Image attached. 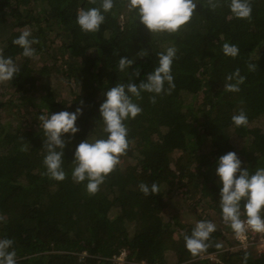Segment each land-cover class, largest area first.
<instances>
[{
    "label": "trees",
    "instance_id": "1",
    "mask_svg": "<svg viewBox=\"0 0 264 264\" xmlns=\"http://www.w3.org/2000/svg\"><path fill=\"white\" fill-rule=\"evenodd\" d=\"M195 2L191 20L178 32L150 34L127 0H114L96 33L82 32L76 15L99 7L100 0H2L0 54L19 71L3 83L10 93L8 101L0 99V116L15 109L20 117L0 121V239L13 240L16 264H116L112 256L122 248L126 264H264V253L230 249L236 241L222 220L213 173L216 158L230 150L250 171L264 167V0H249L248 19L231 15L229 0ZM24 30L39 41L32 57L12 42ZM224 43L236 45L239 54L224 55ZM170 46L177 50L174 87L155 102L152 93H142L136 101L141 113L125 122L127 154L95 194L87 193L84 182L71 178L72 153L80 140L106 135L98 116L104 91L143 79L157 66V53ZM141 49L147 51L143 57L137 55ZM50 53H59L58 63L49 61ZM42 54L46 59L36 64ZM120 57L132 59V66L120 71ZM237 68L245 77L240 91H226L225 76ZM54 73L64 85L46 81ZM81 101L80 131L64 150L65 179L56 181L44 174L46 138L38 115L74 111ZM26 105L31 109L25 113ZM241 110L248 123L236 127L231 117ZM140 183H155L159 191L145 196ZM174 190L180 198L189 195L197 220L210 221L196 208L206 204L224 223L200 253L210 258L186 250L184 236L194 225L180 219L176 202L170 219L162 218L166 193Z\"/></svg>",
    "mask_w": 264,
    "mask_h": 264
},
{
    "label": "clouds",
    "instance_id": "2",
    "mask_svg": "<svg viewBox=\"0 0 264 264\" xmlns=\"http://www.w3.org/2000/svg\"><path fill=\"white\" fill-rule=\"evenodd\" d=\"M95 3V0H93ZM114 0H100L99 7L81 8L76 15V24L82 32L96 33L105 21V13L111 11ZM197 4L195 0H127L128 10L134 12L136 22L151 33L178 32L192 18ZM228 8L231 15L237 19H248L252 8L249 0H229ZM22 49V55L32 57L36 49L33 47L39 41L32 36L31 31L24 30L12 41ZM224 55L235 58L239 48L234 44L224 43ZM175 46L167 47L157 53V66L138 82L116 83L108 87L98 106V116L103 124L101 138L89 141L87 137L80 140L72 153L73 168L71 178L76 183L84 182L89 194H95L105 177L111 173L120 162V157L126 155L129 149L128 128L125 122L137 117L142 108L136 102L142 93H152V102L162 92H168L174 87L172 64L176 58ZM147 51L141 49L137 55L143 57ZM133 64V60L120 57L119 69L125 71ZM255 65H249L254 70ZM19 71L11 57L0 54V82L11 81ZM245 77L240 69H235L225 76L226 91L239 92ZM167 84V88H165ZM74 111L61 110L39 114V126L46 138L44 147L46 154L43 159L45 175L56 180L65 179L63 167L64 150L68 141L79 131L78 118L83 114V101ZM236 127L248 123L243 110L231 117ZM213 173L218 187L219 207L222 220L230 227L236 237L244 238L249 230L264 232V167L249 170L247 164L240 159L235 151H227L219 155L215 162ZM140 191L145 195L159 191L155 183L139 184ZM244 217L242 219L241 217ZM216 230V224L209 220L196 221L190 235L184 236L186 250L196 256L205 252L210 246V235ZM220 248V245H216ZM127 249L122 248L112 261L118 264L116 256L124 252V262L127 260ZM211 254H200L198 257H209ZM0 264H16V250L13 240L0 239ZM135 264H149L141 261ZM157 264V263H155Z\"/></svg>",
    "mask_w": 264,
    "mask_h": 264
},
{
    "label": "rangeland",
    "instance_id": "3",
    "mask_svg": "<svg viewBox=\"0 0 264 264\" xmlns=\"http://www.w3.org/2000/svg\"><path fill=\"white\" fill-rule=\"evenodd\" d=\"M2 2V0H0V3ZM51 54V53H50ZM51 55H53V54H51ZM57 56H59V53L58 54H55V55H53V56H51L50 58H51V60H49L51 63L52 62H54L55 60H56V58L55 57H57ZM46 57L47 56H45V55H41V56H36V64L37 63H40L42 60H44V59H46ZM56 62H57V60H56ZM58 63V62H57ZM46 81L47 82H49L50 83V81H53L54 83H61V84H65V81L64 80H62L61 78H60V76H59V74H57V73H54V74H51V76H49V78H47L46 79ZM4 81L3 82H0V99H2V100H4L5 102L6 101H8L7 99H6V97H7V95L10 93V90H5V88H4ZM67 89L64 87L62 90H61V94H62V96L63 97H65L66 99L68 98V94H67ZM22 109H23V112H25L26 113V111H29L30 109H31V107L29 106V105H26V106H23L22 107ZM16 116V118H18V114L15 112V109H13L12 111H9V113H2V115L0 116V121H6V119L9 117V116ZM20 117V116H19ZM260 123H263V122H260ZM125 162H127V163H129V162H131V160H130V158L129 157H127V160L125 159ZM176 191L174 190V193L172 192V193H166L167 195H166V199H167V201L169 202V205L162 211V218L166 221V220H168V219H170V213H171V211H172V209H173V207H174V203L176 202V205H175V209H177V213H179V216H180V219L182 220V221H185L187 224H195V222L196 221H199V220H197L195 217L198 215L197 213H196V211L195 212H193V211H191L190 209V207H188V205H189V203H190V200H188V197H189V195L188 194H186V199H184V198H180L178 195H177V193H175ZM205 200H207V198L205 199ZM197 208V210L199 211V212H201V214H202V217L204 216V215H206L205 217H207V216H209V218H210V221H212L213 223H215L216 224V227H220V228H223L224 227V223L223 222H221L219 219H218V217H217V215L215 214V212L212 210V209H210L206 204H204V205H198V207H196ZM256 248H257V246H255V245H252V246H250L249 247V249L251 250V251H256ZM257 252V251H256ZM258 253V252H257Z\"/></svg>",
    "mask_w": 264,
    "mask_h": 264
},
{
    "label": "built area",
    "instance_id": "4",
    "mask_svg": "<svg viewBox=\"0 0 264 264\" xmlns=\"http://www.w3.org/2000/svg\"><path fill=\"white\" fill-rule=\"evenodd\" d=\"M233 239L236 241V244L233 246H230V249L231 248L247 249L248 247L255 245L257 246L256 251L258 253H264V232L256 233V232L249 230L244 238H238L234 234ZM115 259H117L118 264H123L124 252L116 256Z\"/></svg>",
    "mask_w": 264,
    "mask_h": 264
}]
</instances>
